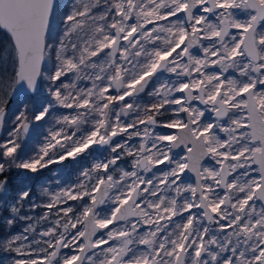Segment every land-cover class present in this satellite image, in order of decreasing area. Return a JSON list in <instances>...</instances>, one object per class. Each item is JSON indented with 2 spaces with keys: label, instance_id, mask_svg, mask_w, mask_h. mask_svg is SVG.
Listing matches in <instances>:
<instances>
[{
  "label": "snow or ice",
  "instance_id": "obj_1",
  "mask_svg": "<svg viewBox=\"0 0 264 264\" xmlns=\"http://www.w3.org/2000/svg\"><path fill=\"white\" fill-rule=\"evenodd\" d=\"M0 32V130L9 92H47L0 141L10 264H264V0H0ZM93 146L110 155L33 200L22 173ZM26 205L47 211L12 234Z\"/></svg>",
  "mask_w": 264,
  "mask_h": 264
},
{
  "label": "rangeland",
  "instance_id": "obj_2",
  "mask_svg": "<svg viewBox=\"0 0 264 264\" xmlns=\"http://www.w3.org/2000/svg\"><path fill=\"white\" fill-rule=\"evenodd\" d=\"M59 4H60V7L64 6L65 0H61ZM72 4H73V0L70 3L69 9L71 8ZM149 27H151V25H149ZM0 36H4L3 32H0ZM165 78L175 79V76L170 75V74H165ZM82 86H90V85L88 84V82H82ZM45 89H46V85H45ZM43 95H47L46 90L42 93V96ZM42 96H39L37 98L42 99ZM16 103L17 102L14 101L13 103L9 105L7 115L5 118V125L2 131V140L7 138V133L14 127L15 117L19 114V112L23 110L24 102L21 101L18 107H16ZM200 107H203V106H200ZM33 109H34L33 107H30V109L28 110L29 116H31ZM63 111H67V110H63ZM207 118L212 119L211 114H208ZM46 128H47V125H45L43 128H40V127L31 128L29 131V135L22 139V140H26V143L31 145V148L27 150L29 151V154H32L30 150L37 149L39 144L43 142V135H40V133L43 132L44 134H46ZM157 130L167 131L163 129H157ZM132 143H138V140L129 141L130 145ZM176 153L183 155L184 151L176 150ZM109 155H110L109 152H105L102 149L97 148L96 146H93V148L89 149L87 152L82 154L80 157H77L75 161L69 159L60 164L50 165L47 169H43L40 176L38 177L39 180L35 182V187L37 188V191L33 192L34 193L33 200L38 204L46 203L48 201V197L41 195L43 188H48L49 191L55 192L60 187L70 186L74 184L78 179H82V177L80 176V173L84 169L90 168L92 164L96 162L105 160V158H107ZM206 163L210 164L213 162L210 160H207ZM160 168L163 169L165 168V166L161 165ZM18 171L19 170H17L16 173ZM22 174L26 175L28 173H22ZM184 179L188 183H193V179L190 175L186 174ZM69 203H75V202H69ZM25 211L27 212L28 215L33 216V220L17 222L16 224L17 226H15L13 230H11L12 234L22 233L23 228L26 227L28 223H35L36 218H38L45 211H47V209L40 208L38 211L36 209L34 211H28L27 205H26ZM53 211H55V209ZM51 218L54 219L55 217H51ZM49 226H51L49 223L42 222L40 225L37 226V231H41L44 228L49 227ZM2 229H7V228H0V230ZM143 230L144 229H142V231ZM25 243H28V241H25ZM104 247H107V245H105ZM63 252L71 254L69 249H64ZM12 257H15L14 253L9 254V253L0 251V261H2L3 264H10V258Z\"/></svg>",
  "mask_w": 264,
  "mask_h": 264
},
{
  "label": "trees",
  "instance_id": "obj_3",
  "mask_svg": "<svg viewBox=\"0 0 264 264\" xmlns=\"http://www.w3.org/2000/svg\"><path fill=\"white\" fill-rule=\"evenodd\" d=\"M60 1H61V0H58V3H60ZM71 1H72V0H65V4H64V6H61V9H62V10H68L69 7H70V3H71ZM0 37H4V36H0ZM15 101L17 102V103H16V107H18V105L20 104L21 101L24 102V104H23V110H22V111H24V110H25V103H27V105H28V110H29L30 107H33V108L38 107V106H39V103H40V101H41V99H39V98L36 97L34 100H24L22 96H19L18 98H16ZM1 139H2V138H1ZM1 141H2V140H1ZM21 143H22V145H27L26 151L29 150V149L31 148V145L27 144V143H26V140H22ZM13 170H14V169H13ZM13 170L9 173V180H10V186H9V187H10V191H9V194L12 193L11 190H13V189L18 185V183H19V182L17 181V179L12 175ZM42 171H43V170H41L38 174H30V173H28V174H26V175H28V176H32V178H33V182H34V179H35L38 175H40ZM13 174H14V173H13ZM32 185H33V183H31V186H32Z\"/></svg>",
  "mask_w": 264,
  "mask_h": 264
},
{
  "label": "flooded vegetation",
  "instance_id": "obj_4",
  "mask_svg": "<svg viewBox=\"0 0 264 264\" xmlns=\"http://www.w3.org/2000/svg\"><path fill=\"white\" fill-rule=\"evenodd\" d=\"M194 103H196V104H198V102H194ZM200 106H202V105H200ZM176 150H183V149H176ZM176 150H175V152H176ZM75 168V167H74ZM16 169H14L13 170V172H12V175L17 179V181L19 182V180H18V176H17V173H16ZM14 173V174H13ZM31 174V173H30ZM187 175H190V173H187ZM40 175H38L35 179H34V182H33V185L32 186H30L31 187V189H32V192H34V191H37V188L35 187V182H37L39 179H38V177H39ZM191 176V175H190ZM192 177V176H191ZM193 179V178H192ZM194 182V181H193ZM15 189V188H14ZM8 195H12V193L11 194H9L8 193ZM40 208H37L36 210L38 211ZM15 226H17V225H15ZM7 231H9L8 229H2V230H0V233H2V232H7Z\"/></svg>",
  "mask_w": 264,
  "mask_h": 264
},
{
  "label": "water",
  "instance_id": "obj_5",
  "mask_svg": "<svg viewBox=\"0 0 264 264\" xmlns=\"http://www.w3.org/2000/svg\"><path fill=\"white\" fill-rule=\"evenodd\" d=\"M18 96H22V94H20V93L13 94V93L9 92L8 97H7V99H8V103H7V106H6V113H7V111H8V108H9V105L11 104V102H12L16 97H18ZM30 129H31V128H30ZM2 131H3V129L0 130V139H1V137H2ZM190 175L192 176L193 180H195V176H194V174H193V173H190Z\"/></svg>",
  "mask_w": 264,
  "mask_h": 264
}]
</instances>
